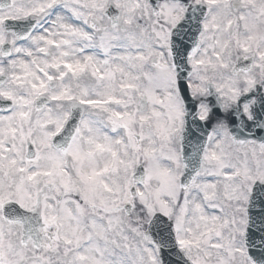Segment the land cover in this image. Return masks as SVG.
I'll return each mask as SVG.
<instances>
[{
	"label": "snow or ice",
	"instance_id": "obj_1",
	"mask_svg": "<svg viewBox=\"0 0 264 264\" xmlns=\"http://www.w3.org/2000/svg\"><path fill=\"white\" fill-rule=\"evenodd\" d=\"M0 264H264V0H0Z\"/></svg>",
	"mask_w": 264,
	"mask_h": 264
}]
</instances>
